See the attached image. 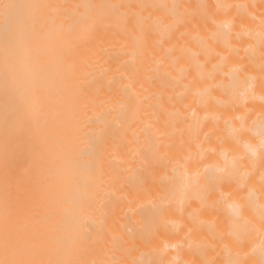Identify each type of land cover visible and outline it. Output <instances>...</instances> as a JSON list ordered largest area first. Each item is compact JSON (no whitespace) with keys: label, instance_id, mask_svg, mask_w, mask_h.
<instances>
[{"label":"snow or ice","instance_id":"1","mask_svg":"<svg viewBox=\"0 0 264 264\" xmlns=\"http://www.w3.org/2000/svg\"><path fill=\"white\" fill-rule=\"evenodd\" d=\"M257 8L259 16L253 11ZM0 22L6 25L0 74L8 84L22 74L50 73L51 61L44 65L33 59L66 47L65 37L72 42L88 40L111 25L123 28L127 36L113 59L122 60L130 70L127 80L123 73L117 77L104 66L107 61L101 62V53L98 71L86 72L106 81L107 94L97 97L94 108L81 109L82 117L61 142L44 242L20 235L5 185L0 264H73L45 257L70 253L85 212L92 204L97 211L108 207L105 201H113L117 186L135 191L127 214L136 227L112 234V256L103 264H188L180 260L185 241L197 252L222 245L227 258L221 264H252L254 257L256 264H264V0L259 4L217 0L213 6H189L178 0L70 6L0 0ZM178 32L184 43L169 46ZM41 37L46 40L43 47L38 43ZM156 81L175 95L159 92L154 99L143 95L145 83ZM188 98L204 110L203 116L185 103ZM21 110L39 111L35 92L22 97ZM162 115L163 128L172 132L161 130ZM222 119L225 131L219 135L205 131L210 123L219 128ZM180 125L182 140L176 148L172 140ZM118 129H123V137L131 130V139L118 136ZM106 155L111 156L107 180L100 182ZM257 170L259 191L250 183ZM142 171L150 183L140 176ZM193 200L199 207L187 211ZM173 211L181 216L187 211L189 221L196 230L207 232V238L192 239L191 226H185L181 235V224L167 219ZM106 215L101 212L98 217L101 228ZM162 230L179 238L162 239ZM169 249L176 255L165 260ZM201 264L217 261L205 259Z\"/></svg>","mask_w":264,"mask_h":264},{"label":"bare ground","instance_id":"2","mask_svg":"<svg viewBox=\"0 0 264 264\" xmlns=\"http://www.w3.org/2000/svg\"><path fill=\"white\" fill-rule=\"evenodd\" d=\"M34 3H59L65 5H74L80 3H109L123 2L128 4H139L148 2H157V0H31ZM179 3L189 6L197 4H207L213 6L217 0H178ZM224 2L235 3L239 0H224ZM250 3L259 4L260 0H248ZM71 11V9H69ZM259 16V9L253 10ZM223 18V17H222ZM258 23V21L256 22ZM253 27L256 26L254 23ZM128 27L132 28V22ZM5 23L0 22V55L5 42ZM185 31V29H181ZM69 43L66 47H57L54 50H47L39 59H33V63L47 65L52 62L50 73L42 76L21 75L15 82H7L5 76L0 74V206L5 185L7 184L13 203V216L15 227L19 230L22 237L42 243L48 234L47 214L49 208V194L52 191L51 185L55 181V173L59 166V152L61 142L65 139L70 126L82 117L84 106L89 109L95 107L97 97H104L107 94V83L103 79L87 76L86 72L99 69L97 60L107 61L105 67H109L112 74L119 77L122 73L127 80L130 70L122 66L123 61H115L113 58L120 51L121 46L126 42L127 36L123 28L116 25L101 27L96 35L88 40L72 42L71 37H65ZM41 47L46 44L44 38H38ZM184 40L180 38V33L171 40L169 46L182 44ZM151 40H149V46ZM243 54V53H241ZM59 57V62H57ZM211 65H209L210 67ZM194 76L195 73H192ZM145 89L142 94L153 97L154 94L162 92L165 97L175 95L172 89L165 90L158 82L152 84L145 83ZM178 91V90H177ZM259 92V89H257ZM35 92L38 98L39 111L35 114H27L21 110V101L24 95H30ZM149 103L152 101H148ZM186 104L196 108L199 115L203 116L204 110L197 104H193L191 98L185 100ZM177 107L183 109L182 104ZM214 107V105H213ZM258 108V104H257ZM224 118H227L225 114ZM165 117L161 116V130L165 133L172 132L171 128H163ZM135 127V126H134ZM180 125L175 130L172 143L176 148L181 144ZM207 132H213L219 135L225 131L223 119L220 121L219 128L213 124H208L205 128ZM117 135L124 140L131 139V130L128 135L123 137V129H118ZM184 139L187 138L185 133ZM202 138V137H201ZM215 142L216 136L212 137ZM169 141L165 140L167 144ZM126 150H121V155ZM111 156L106 155L104 161V170L98 176V181L107 180L108 161ZM247 164V161H245ZM140 176L150 183V177L146 171L140 172ZM250 183L257 189L260 188L259 171L251 177ZM116 197L111 203H115L113 210L111 203L105 201L109 206L97 211L96 205L85 212L80 223L77 241L74 249L63 256L59 254L48 255L47 259H64L72 261L73 264H103L112 256L110 243L113 233H127L129 229H134L135 224L128 218L127 203L135 199V191L131 186H117ZM199 203L193 200L187 211L198 208ZM183 216L173 211L167 219L181 224V235L187 231V227H193L192 239L203 240L207 238V232L196 230L187 215ZM101 212L106 213L104 227L99 226L98 217ZM96 219L97 222H93ZM204 219L215 220V217L205 216ZM171 227V226H170ZM3 220L0 216V232H2ZM162 239H178L172 237L169 233L161 232ZM180 254L182 262L188 264H201L205 259L216 260L217 264L226 259V254L222 250V245H217L214 249L208 248L203 252H197L186 247ZM139 246V245H138ZM119 255V253H117ZM176 254L169 249V254L163 257L170 260ZM258 257L252 258V264H256Z\"/></svg>","mask_w":264,"mask_h":264},{"label":"clouds","instance_id":"3","mask_svg":"<svg viewBox=\"0 0 264 264\" xmlns=\"http://www.w3.org/2000/svg\"><path fill=\"white\" fill-rule=\"evenodd\" d=\"M259 138L257 137V140H258ZM256 143V141H254L253 142V144H255ZM248 151H249V154H251V148L250 149H248ZM261 179V178H260ZM258 191H259V189H257ZM148 257H145V259H147Z\"/></svg>","mask_w":264,"mask_h":264}]
</instances>
